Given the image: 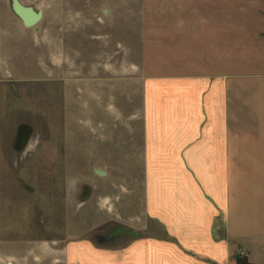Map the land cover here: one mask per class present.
I'll list each match as a JSON object with an SVG mask.
<instances>
[{
    "label": "rangeland",
    "instance_id": "1",
    "mask_svg": "<svg viewBox=\"0 0 264 264\" xmlns=\"http://www.w3.org/2000/svg\"><path fill=\"white\" fill-rule=\"evenodd\" d=\"M19 2L41 18L24 27L0 0V264H81L70 243L115 251L132 238L98 237L144 226L143 77L203 66L214 19L231 27L233 69L240 44L245 59L261 58L264 0ZM145 233L165 237L153 222Z\"/></svg>",
    "mask_w": 264,
    "mask_h": 264
},
{
    "label": "crops",
    "instance_id": "2",
    "mask_svg": "<svg viewBox=\"0 0 264 264\" xmlns=\"http://www.w3.org/2000/svg\"><path fill=\"white\" fill-rule=\"evenodd\" d=\"M214 21V43L203 66L192 72L175 66L141 81L138 218L144 226L121 224L139 236L115 237L132 238L115 251L73 242L66 248L69 259L264 264V52L249 61L240 44V67L233 69L231 27L226 19ZM96 100L115 116L109 103ZM148 222L159 225L165 237L146 234ZM235 248L238 259L232 258Z\"/></svg>",
    "mask_w": 264,
    "mask_h": 264
},
{
    "label": "water",
    "instance_id": "3",
    "mask_svg": "<svg viewBox=\"0 0 264 264\" xmlns=\"http://www.w3.org/2000/svg\"><path fill=\"white\" fill-rule=\"evenodd\" d=\"M10 8L13 13L19 18L21 24L24 27H33L34 29H36V24L41 18L40 10H33L31 7L21 4L19 0H10ZM102 12L104 13L105 11ZM95 172L100 175L102 174V171L97 169L95 170ZM120 235L138 237L139 232L125 228L121 225H115L104 235L99 236L98 241L105 242Z\"/></svg>",
    "mask_w": 264,
    "mask_h": 264
}]
</instances>
